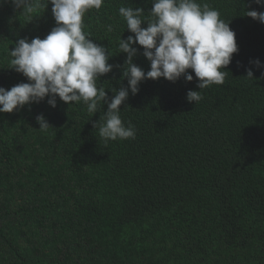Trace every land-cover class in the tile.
<instances>
[{
  "label": "trees",
  "instance_id": "trees-1",
  "mask_svg": "<svg viewBox=\"0 0 264 264\" xmlns=\"http://www.w3.org/2000/svg\"><path fill=\"white\" fill-rule=\"evenodd\" d=\"M46 2L26 14L0 0V87L28 82L10 68L9 49L56 26ZM202 2L235 32L225 82L200 90L191 69L190 82L142 81L120 106L135 139L100 138L93 123L106 104L90 114L82 102L57 97L53 108L46 97L0 113V264H264V23L245 15L264 5ZM121 6L147 17L152 3L104 0L83 17L111 55L113 70L97 81L109 98L128 85L118 41L134 34ZM133 47V62L149 71L142 46ZM190 90L203 99L189 102Z\"/></svg>",
  "mask_w": 264,
  "mask_h": 264
},
{
  "label": "clouds",
  "instance_id": "clouds-1",
  "mask_svg": "<svg viewBox=\"0 0 264 264\" xmlns=\"http://www.w3.org/2000/svg\"><path fill=\"white\" fill-rule=\"evenodd\" d=\"M14 7L31 14L38 0H10ZM56 26L43 38L29 41L20 38L14 42L9 54L11 69L23 74L28 82H21L10 89L0 87V113H12L27 104L39 103L48 97L47 103L55 108L59 97L66 104L83 103L87 112L95 114L101 105L107 110L93 123L105 144L109 141L135 139V126L123 122L120 106L127 100L129 91L135 95L139 84L146 79L161 77L175 82L182 75L187 81L193 76L202 90L209 86L223 85L228 74L224 71L238 52L235 32L229 21L221 18L220 12L202 0H151L149 16L144 17L143 8L121 6L119 15L126 21V28L133 35L120 37L119 53L127 57L122 67L121 79L128 85L112 91L109 98L105 88L98 87L97 81L113 70L108 63L111 55L104 46L93 42L91 33L84 31L83 17L91 9L99 10L104 0H47ZM264 5V0H255ZM245 15L264 23V12L249 10ZM147 27H142V24ZM111 31V27L108 28ZM138 44L143 55L150 62L145 72L133 62ZM259 67L260 61H255ZM247 78H253L249 69ZM203 99L201 91L187 92L189 102L198 103ZM36 121L39 130L46 131L50 125L43 115Z\"/></svg>",
  "mask_w": 264,
  "mask_h": 264
}]
</instances>
